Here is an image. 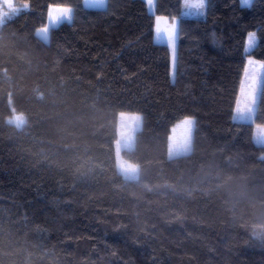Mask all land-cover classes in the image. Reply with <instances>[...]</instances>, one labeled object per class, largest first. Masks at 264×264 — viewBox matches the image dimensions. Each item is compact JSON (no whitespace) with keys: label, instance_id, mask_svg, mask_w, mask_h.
I'll return each instance as SVG.
<instances>
[{"label":"trees","instance_id":"obj_1","mask_svg":"<svg viewBox=\"0 0 264 264\" xmlns=\"http://www.w3.org/2000/svg\"><path fill=\"white\" fill-rule=\"evenodd\" d=\"M13 0L0 25V264H264V93L235 121L249 32L264 61V0ZM71 23L49 30V6ZM156 16L177 19L171 49ZM121 112L142 117L117 167ZM24 116L17 127L8 121ZM195 117L192 149L170 156L172 127Z\"/></svg>","mask_w":264,"mask_h":264},{"label":"rangeland","instance_id":"obj_2","mask_svg":"<svg viewBox=\"0 0 264 264\" xmlns=\"http://www.w3.org/2000/svg\"><path fill=\"white\" fill-rule=\"evenodd\" d=\"M154 0H152V3ZM190 2H199V0H190ZM9 3L12 4V7H9ZM85 3V0H84ZM185 3V0H183V5ZM154 6V5H153ZM68 7V6H67ZM27 6H24L23 8L15 7L13 4V0H0V12H5L7 15H4L2 17L3 22L10 16H13L17 13H19L22 10L27 9ZM71 8V7H70ZM154 8V7H153ZM182 11H184V8H182ZM195 17V16H192ZM48 23V19L45 25L38 28L37 33L44 39L48 40L49 38V30L46 25ZM173 23L177 26V19H169L166 16H156L155 19V28L157 24H159L160 28L163 29L165 27H168L172 25ZM2 23H0L1 25ZM47 32V37H44V33ZM256 33L257 40L258 35L256 31H251L249 33ZM248 33V34H249ZM154 34V39H155ZM247 40L248 35L246 38L245 47L247 46ZM156 41V39H155ZM163 42V41H161ZM177 44V41H176ZM175 63L173 65V52L171 50V76L173 77V67L175 70L176 67V46H175ZM246 67L241 79L240 83V90L238 93L237 101L243 99V95L241 93V86H245L246 92L250 93L251 96H255L256 90L259 84V75L261 71H264L262 69L261 65H264V61L260 59H256L252 57L251 55H246ZM251 61L252 63H249ZM251 86V87H249ZM236 101V102H237ZM257 101H253L250 99L249 103H255V106L257 105ZM236 106V105H235ZM235 114V113H234ZM233 114V116H234ZM21 115L19 113H15L11 118L8 119V121H12L14 116ZM255 113L251 116V118L248 121H252L254 119ZM23 116V115H22ZM24 117V116H23ZM247 121V120H245ZM142 124V117L139 113L136 112H121L119 115V128H118V138L116 140V161H117V167L118 170L125 176L129 178H134L138 176L139 172V166L126 158L123 157L121 151L124 147H132L134 145V140L137 131L141 128ZM192 135H193V126L191 123L186 124L185 118L182 119L180 122H178L176 125L172 127V133L170 136V145H169V153L170 156H176L180 154H186L189 153L192 149ZM254 140L257 143L264 144V125H256L255 127V133H254ZM175 145V147H173ZM122 165H131L134 169V171L125 173L122 170Z\"/></svg>","mask_w":264,"mask_h":264},{"label":"snow or ice","instance_id":"obj_3","mask_svg":"<svg viewBox=\"0 0 264 264\" xmlns=\"http://www.w3.org/2000/svg\"><path fill=\"white\" fill-rule=\"evenodd\" d=\"M143 2V0H142ZM255 0H240V5L242 8H251L252 4ZM109 4V0H85V6L91 8H100L107 10ZM147 7L149 14L153 11V3L152 0H147ZM206 0H199V2H190V0H185L183 5L184 11L181 12L182 17L195 16V17H204L206 15ZM73 18V10L70 7H67L63 4H51L49 6L48 11V23L46 27L48 29L59 26L61 23H71ZM155 39L157 42L163 41L165 46L169 47L173 52V65L175 63V46L176 41L179 38V30L175 23L172 25L165 27L163 29L160 28L159 24H157L155 28ZM44 37H47V32L44 33ZM259 45V41L257 40L256 33H249L247 46L244 49L245 55L251 54ZM249 63H252L249 61ZM262 69H264V65H261ZM175 75V70L173 67V76ZM251 87V86H249ZM241 93L243 95L242 100H238L236 102V106L234 108V116L233 119L235 121H245L249 120L251 116L256 112L255 103H249L250 99L253 101L259 100L261 98L262 93H264V71H261L259 75V84L256 90L255 96H251L250 93L246 92L245 86H241Z\"/></svg>","mask_w":264,"mask_h":264},{"label":"clouds","instance_id":"obj_4","mask_svg":"<svg viewBox=\"0 0 264 264\" xmlns=\"http://www.w3.org/2000/svg\"><path fill=\"white\" fill-rule=\"evenodd\" d=\"M106 2V0H105ZM9 7L11 8L12 7V4L9 3ZM27 10V9H26ZM4 15H7V13L5 12H0V23H3V19L2 17ZM11 123H15L17 127H21L24 123V117L22 115H16L14 116L13 120L10 121ZM185 123L188 124V123H191V125L194 127L195 126V117H192V116H187L185 118ZM175 147V145L173 146ZM122 170L125 172V173H129V172H132L134 171L133 167L131 165H122Z\"/></svg>","mask_w":264,"mask_h":264}]
</instances>
